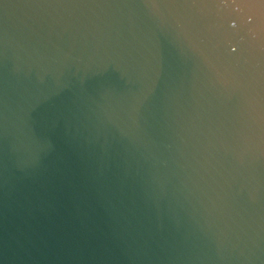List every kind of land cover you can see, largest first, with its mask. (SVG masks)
<instances>
[{"label":"water","instance_id":"95a60500","mask_svg":"<svg viewBox=\"0 0 264 264\" xmlns=\"http://www.w3.org/2000/svg\"><path fill=\"white\" fill-rule=\"evenodd\" d=\"M0 264H264V0H0Z\"/></svg>","mask_w":264,"mask_h":264}]
</instances>
